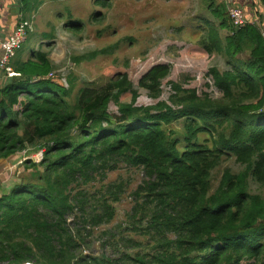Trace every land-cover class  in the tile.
<instances>
[{"label": "trees", "instance_id": "16d2710c", "mask_svg": "<svg viewBox=\"0 0 264 264\" xmlns=\"http://www.w3.org/2000/svg\"><path fill=\"white\" fill-rule=\"evenodd\" d=\"M43 1L19 0L22 20ZM201 1L213 18L202 19L205 51L230 68L208 72L217 98L171 83L170 104L137 106L127 73L74 96V78L65 86L46 52L11 60L17 76L0 87V161L43 152L23 164L29 178L6 192L0 183V264H264V196L249 189L250 180L264 188V35L254 24L234 29L223 5ZM169 74L154 65L138 86L158 98ZM230 157L244 171L224 170L212 192L211 173ZM122 166L144 179L122 222L96 234L94 254V230L115 220L128 190L106 181Z\"/></svg>", "mask_w": 264, "mask_h": 264}, {"label": "rangeland", "instance_id": "374dc122", "mask_svg": "<svg viewBox=\"0 0 264 264\" xmlns=\"http://www.w3.org/2000/svg\"><path fill=\"white\" fill-rule=\"evenodd\" d=\"M103 1L105 6H102ZM245 9L247 20L263 28L264 9L258 0H249ZM202 19L213 22L201 0H48L34 15L32 33L30 31L17 55L28 54L32 46L35 51L46 52L53 65L52 72L64 79L65 86L67 77L74 78V96L85 86L100 89L117 74L127 73L138 93L137 106H153L158 102L170 104L171 83L194 89L198 95L206 93L217 98L219 95L208 72L212 68L220 72L230 68L215 49L211 53L205 51L207 33ZM69 21L77 22L76 29L70 28L73 24H67ZM226 34V31H219L222 39ZM93 54L95 58L91 57ZM157 64L169 65L170 74L161 84L159 97L153 98L138 86V82ZM119 100L130 103V93ZM108 112L117 114L114 103L110 104ZM173 129L182 131L181 123H174ZM31 152L32 149L27 148L0 165L4 192L15 182L29 178L33 170L24 168L23 164L28 160L37 161L43 150ZM226 169L238 173L245 168L233 157L224 158L211 173L212 192ZM39 171L43 172V168ZM143 179L140 171L125 166L107 175V182L122 181L128 184V190L114 204L115 220L109 226L94 230L89 252H99L97 233L122 222L130 208L129 194ZM249 189L264 196V188L257 189L253 180H250Z\"/></svg>", "mask_w": 264, "mask_h": 264}, {"label": "built area", "instance_id": "2783aa9c", "mask_svg": "<svg viewBox=\"0 0 264 264\" xmlns=\"http://www.w3.org/2000/svg\"><path fill=\"white\" fill-rule=\"evenodd\" d=\"M216 4L223 5L227 18L234 29H240L246 24H252L247 20V10L240 3L241 0H214ZM30 21L20 20L9 35L0 39V72L6 78L17 76L10 63L17 50L23 43V38L31 31ZM51 75V74H50Z\"/></svg>", "mask_w": 264, "mask_h": 264}, {"label": "crops", "instance_id": "0c3cea01", "mask_svg": "<svg viewBox=\"0 0 264 264\" xmlns=\"http://www.w3.org/2000/svg\"><path fill=\"white\" fill-rule=\"evenodd\" d=\"M46 2H48V0H44L42 2V4L38 7L36 12H34L28 19H25V20L30 21V23H32V19H33L34 15H36L37 11L40 10L41 7L46 4ZM240 2H241L240 4L243 7L245 6V8H246V4L249 2V0H241ZM20 20H22V15H21V5H20L19 0H0V39L6 38L9 35V33L14 30L16 24ZM252 24H254V23H252ZM254 25L256 27H258L261 30L262 34L264 35V26H263V28H260L257 25V23H255ZM29 33H27L25 35V39H23V43L25 42L26 38L29 36ZM31 33H32V31H31ZM23 43H22V45H23ZM19 50H20V48L17 51L19 52ZM34 51H35V49L32 46L30 48V51L28 54L21 55L19 57L17 55L18 52H16L15 57L13 58L12 61L13 62L14 61L24 62L31 57V55ZM38 51H40V50H38ZM5 80H6V77H4V75L0 72V87L5 82ZM12 157H14V156H12ZM4 162L5 161H0V165H2Z\"/></svg>", "mask_w": 264, "mask_h": 264}]
</instances>
